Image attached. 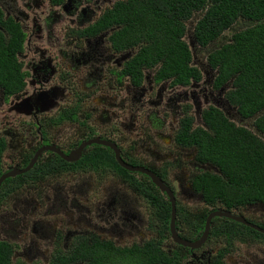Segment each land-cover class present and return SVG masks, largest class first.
<instances>
[{
	"label": "flooded vegetation",
	"instance_id": "obj_1",
	"mask_svg": "<svg viewBox=\"0 0 264 264\" xmlns=\"http://www.w3.org/2000/svg\"><path fill=\"white\" fill-rule=\"evenodd\" d=\"M118 1L0 0V32L21 36L9 63L21 79L0 88V246L10 251L9 264H86L85 243L154 246L176 256V264H264L263 237L244 231L242 239H227L228 222L246 224L214 217L203 239L219 211L264 230L256 212L264 204L228 209L216 196L208 201L201 187L220 171L198 159L192 138L211 132L204 114L212 108L238 121L228 84L216 88L217 73L190 29L193 73L186 83L168 77L162 61L145 65L139 46L117 44L125 43L118 23L94 33ZM94 140L99 144L87 145ZM117 154L137 171L121 166ZM173 206L177 235L198 241L197 248L173 239Z\"/></svg>",
	"mask_w": 264,
	"mask_h": 264
},
{
	"label": "trees",
	"instance_id": "obj_2",
	"mask_svg": "<svg viewBox=\"0 0 264 264\" xmlns=\"http://www.w3.org/2000/svg\"><path fill=\"white\" fill-rule=\"evenodd\" d=\"M117 23L125 38V43L117 44L139 46L145 65L153 59L155 64L162 61L163 72L170 78L184 76L180 80L184 83L193 73L189 67L193 54L185 40L190 29L199 54L217 73L216 88L228 84L226 98L239 117L233 122L215 108L204 114L211 132L201 130L192 139L198 143V159L216 166L220 175H209L201 187L208 201L216 196L228 209L264 204V0H122L105 11L93 32ZM9 36L5 39L0 32V88H5L7 81L21 79L19 70L9 67L12 53L21 47V36L15 37L12 31ZM99 155L103 161L109 157ZM204 222L200 219L195 223L197 235L202 233ZM228 223L233 225L228 240L242 239L244 231L264 238L240 223ZM10 255L0 246V264H9ZM176 259L154 246L120 249L112 244L95 247L85 243L86 264H176Z\"/></svg>",
	"mask_w": 264,
	"mask_h": 264
},
{
	"label": "water",
	"instance_id": "obj_3",
	"mask_svg": "<svg viewBox=\"0 0 264 264\" xmlns=\"http://www.w3.org/2000/svg\"><path fill=\"white\" fill-rule=\"evenodd\" d=\"M234 111H236V109H234ZM228 117H230L228 114H227ZM231 118V117H230ZM92 143H98L99 142L97 140H94V141H91L88 144H92ZM85 147V144L81 147L80 150H82L83 148ZM69 159V158H68ZM75 158H70L69 160H74ZM76 160V159H75ZM117 160L119 161V163L121 164V166H123L125 169L127 170H133L131 168H129L119 157V154H117ZM133 171H137V169L133 170ZM147 174H149L150 176H152V179L154 181V183L160 187L163 191L165 192H168V194L170 195V197L172 196L171 192L168 191V189L164 188L163 184H162V181L160 179H158L155 175L147 172ZM14 175V174H13ZM175 214H176V209L175 207L173 206V211H172V220H171V232L173 234V239L176 240L180 245H183V246H186V247H191V248H197L201 243H199L198 241L196 243H190L188 241H185L183 239H181L178 235H177V232L175 230ZM214 217H225V218H229V219H233L235 221H238V222H241L243 224H246L247 226L251 227L252 229L260 232V233H263L264 234V230L259 228L258 226H255V225H252V224H249L247 222H245L244 219L242 218H237V217H234L231 215V213L229 212H216L215 214L211 215L207 222H206V228H205V231H204V237L203 239H205L208 234H209V230H210V223H211V220L214 218Z\"/></svg>",
	"mask_w": 264,
	"mask_h": 264
},
{
	"label": "rangeland",
	"instance_id": "obj_4",
	"mask_svg": "<svg viewBox=\"0 0 264 264\" xmlns=\"http://www.w3.org/2000/svg\"><path fill=\"white\" fill-rule=\"evenodd\" d=\"M95 9V8H94ZM98 15L100 14V12H98L97 13ZM229 36V35H228ZM188 42L191 44L192 43V40L191 39H188ZM196 52V51H195ZM196 59H197V61H200L202 58L201 57H199V55H196ZM212 74V73H211ZM255 211H256V208H255ZM257 212V214H263V216H264V208H259V210H257L256 211ZM263 212V213H262ZM243 249V248H242ZM239 256V255H238Z\"/></svg>",
	"mask_w": 264,
	"mask_h": 264
}]
</instances>
